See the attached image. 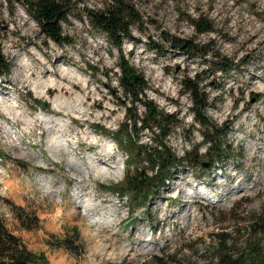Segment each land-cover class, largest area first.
<instances>
[{"label": "rangeland", "instance_id": "obj_1", "mask_svg": "<svg viewBox=\"0 0 264 264\" xmlns=\"http://www.w3.org/2000/svg\"><path fill=\"white\" fill-rule=\"evenodd\" d=\"M71 1L62 29L72 41L58 45L24 5L0 0V46L10 64L9 74L0 76V195L40 219L37 228L23 229L2 205L8 226L49 264H210L218 233H228L238 247L248 215L264 213V0H130L141 20L130 26L133 38L124 37L121 50L84 14L106 0ZM198 16L209 19L213 29L197 33L190 18ZM163 34L192 39L208 50L187 56ZM121 53L147 81L141 98L180 121L164 139L176 156L194 144L199 154L207 152L183 85L185 76L200 73L206 115L224 131L223 166L211 167L203 156L201 167L176 169L145 198L128 193L125 200L103 188L121 184L126 170H133L115 139L94 128L98 123L115 131L124 120L129 102L117 78ZM220 61L234 66L224 71ZM66 68L74 73L65 74ZM56 98L75 102L83 112L56 108ZM135 105L144 110L141 102ZM52 112L63 119L48 130L39 114ZM153 137L146 128L136 134L138 143L149 147L155 145ZM59 142H67L80 169L104 159L120 172L79 186L65 149L53 146ZM153 173L148 169L149 176ZM200 185L213 198L185 201L189 189ZM81 192L96 202L90 215L75 200ZM94 217L104 221L93 222ZM74 227L78 250L58 246L56 241L73 237Z\"/></svg>", "mask_w": 264, "mask_h": 264}, {"label": "trees", "instance_id": "obj_2", "mask_svg": "<svg viewBox=\"0 0 264 264\" xmlns=\"http://www.w3.org/2000/svg\"><path fill=\"white\" fill-rule=\"evenodd\" d=\"M7 4L20 3L25 6L28 14L38 23L41 31L48 40L58 45L70 44L71 39L64 34L62 23L67 22L71 14V0H4ZM85 16L90 25L105 34L110 43L121 50L123 38H133L130 26L139 23L140 15L134 9L130 0H106L102 8L86 9ZM197 33L213 29V23L203 17L190 18ZM164 39L170 40L172 47L187 56L205 54L208 48L192 39L171 37L163 34ZM222 69L227 71L232 65L227 61H220ZM118 83L121 92L129 104L125 102L124 120L115 131H109L104 125H95V130L108 134L127 153V165L132 166V171L126 170L121 184L104 185L103 188L117 194L129 193L133 198H145L150 192H157L160 183L165 184L173 172L178 168L189 166L201 167L208 157L209 166L216 164L223 166V161L228 157L227 149L222 142L223 127L211 123L206 115L207 95L198 86L200 73L195 72L194 78L185 76L183 85L192 97V109L195 120L202 127V142L208 143L207 152L199 154L198 144L186 150L183 156H176L164 143V139L173 128L180 124L174 114L160 111L151 100L142 99L147 87V81L130 62L119 55ZM10 64L2 53L0 46V76L8 75ZM141 102L144 110L140 113L135 105ZM146 128L154 132L152 147L141 145L136 139V134ZM225 158V159H224ZM148 169L154 171L153 175L147 174ZM163 186V185H162ZM6 206L19 226L32 230L39 226V216L34 210L17 205L8 198L0 195V264H49L46 255L36 253L29 249L23 240L8 226L1 206ZM246 237L238 247L229 239L226 232L218 233L219 241L214 257L210 264H264V213L248 215V223L244 229ZM78 230L73 228V237H65L56 241L58 246L77 251L75 242Z\"/></svg>", "mask_w": 264, "mask_h": 264}, {"label": "bare ground", "instance_id": "obj_3", "mask_svg": "<svg viewBox=\"0 0 264 264\" xmlns=\"http://www.w3.org/2000/svg\"><path fill=\"white\" fill-rule=\"evenodd\" d=\"M65 74H73L74 70L73 69H68L66 68L64 70ZM79 80L83 81L82 83L85 84V80L82 79L81 77H79ZM41 84V83H40ZM49 84H53V79H49ZM46 85V82L42 81V85L40 86L39 91H44V86ZM60 86V85H59ZM37 90V89H36ZM58 100H60L59 98H56L55 104H53L56 108H63L64 106H66V109L71 112V113H81L83 112L81 107H78L77 104L73 101H66V102H59ZM14 107L11 106L10 108H5L6 112H9L11 109H13ZM16 111H18L17 109H15ZM40 118L42 119V121H45V123L47 124V129L48 130H52L53 129V124L58 123V122H62V117H60V114L58 113H48V114H44V113H40L39 114ZM57 138V136H56ZM52 139V138H51ZM50 139V140H51ZM53 146H60L62 148L65 149V154H66V160L67 162L70 164L71 168L73 169V171L76 172L77 174V179H78V184L79 186H83L84 184H86L89 180V178H112L117 176V174L120 172L118 167L110 162H106V160H100V164H93L91 166H89L86 169H80L79 168V163L73 162L72 157H71V151L70 149H68V144L67 142H59L56 145L54 144ZM105 148H109L108 146H105ZM54 149V148H52ZM23 152H27L26 150H23ZM28 153V152H27ZM69 167V166H68ZM48 190H52V189H48ZM84 195V196H83ZM91 195V194H90ZM90 195L87 194V192H81L77 198L75 199L76 202L79 204V208L82 209V211L85 214L90 215L89 211L92 210L93 205L96 204V202H93V200L89 197ZM211 199L213 198V193L211 192V190L207 189L206 187H204L203 185L198 186L197 188H190L189 191L187 192V194L185 195V201L189 202L192 201V199ZM75 211V210H74ZM193 216L192 213L189 214V216ZM93 222L97 221V222H103L104 219H101V217H94V219H91Z\"/></svg>", "mask_w": 264, "mask_h": 264}, {"label": "built area", "instance_id": "obj_4", "mask_svg": "<svg viewBox=\"0 0 264 264\" xmlns=\"http://www.w3.org/2000/svg\"><path fill=\"white\" fill-rule=\"evenodd\" d=\"M183 153H184V151H183ZM183 153H182V154H183ZM182 154H181V156H182ZM177 155H178V154H177ZM179 157H180V156H179ZM120 198H121V197H120ZM124 199L127 200L126 197H124Z\"/></svg>", "mask_w": 264, "mask_h": 264}]
</instances>
